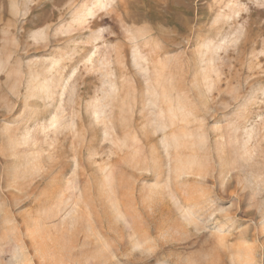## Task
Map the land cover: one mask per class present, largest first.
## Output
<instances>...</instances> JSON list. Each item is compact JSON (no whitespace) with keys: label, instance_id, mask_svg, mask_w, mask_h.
Returning a JSON list of instances; mask_svg holds the SVG:
<instances>
[{"label":"rangeland","instance_id":"obj_1","mask_svg":"<svg viewBox=\"0 0 264 264\" xmlns=\"http://www.w3.org/2000/svg\"><path fill=\"white\" fill-rule=\"evenodd\" d=\"M0 264H264V0H0Z\"/></svg>","mask_w":264,"mask_h":264}]
</instances>
